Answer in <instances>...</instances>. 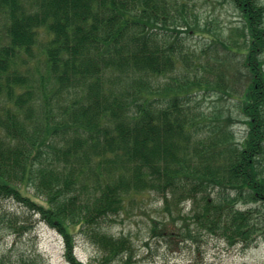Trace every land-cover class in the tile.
Returning a JSON list of instances; mask_svg holds the SVG:
<instances>
[{"label":"trees","instance_id":"obj_1","mask_svg":"<svg viewBox=\"0 0 264 264\" xmlns=\"http://www.w3.org/2000/svg\"><path fill=\"white\" fill-rule=\"evenodd\" d=\"M226 1L242 20L233 30L241 43L230 48L239 83L187 72L176 43L182 31L200 33L187 0H0V200L57 230L70 264H84L75 227L99 253L92 264H129L131 240L104 223L143 192L162 198L182 239H194L191 222L233 246L264 235L261 210L241 207H264V4ZM42 41L35 86L27 68ZM210 90L235 96L241 141L231 116L183 114L193 93ZM52 96L62 104L55 113Z\"/></svg>","mask_w":264,"mask_h":264},{"label":"rangeland","instance_id":"obj_2","mask_svg":"<svg viewBox=\"0 0 264 264\" xmlns=\"http://www.w3.org/2000/svg\"><path fill=\"white\" fill-rule=\"evenodd\" d=\"M187 1L190 7L194 5L190 19L193 17L199 19L200 32L188 34L182 31L180 34L182 44L176 43V49L188 62L185 64L187 72L192 73L195 69V72L204 79L213 80L221 76L234 83L237 80L235 76L241 78L243 73L241 59L231 53L236 49H230L241 43L237 32L233 31L242 25L238 11L226 0ZM261 1L264 4V0ZM43 32L44 30L40 31L41 36ZM217 32H222L215 37L219 44L211 41V36L217 35ZM167 36L170 42L176 41L175 34L169 32ZM42 46L43 41L39 43L27 68L28 79L35 86L39 84L44 73ZM163 83L161 79L158 90L163 87ZM54 96L51 105L55 113L62 104L56 101ZM158 97V101L162 102V93L158 94ZM237 104L235 96H223L210 90L193 93L187 100V107H182V111L188 118L193 120L205 118L212 123L218 114L231 116L234 121L236 119L231 129L239 142L244 136L245 125L237 110ZM28 194L35 197L34 191L30 188ZM191 207V201L185 202L182 205L183 214L188 213ZM241 207L243 209L257 207L264 214V207L260 205L249 204ZM163 208L162 198L154 194L143 192L129 195L125 198L123 211L111 218L110 222L104 223V230L108 234L115 237L124 235L131 240L133 257L129 264H264L263 234L258 235L256 240L245 248L240 244L233 246L225 240L207 235L191 222L189 228L194 239H182L176 235L179 230L184 232L181 222L172 221L171 216ZM23 224L29 229L23 230ZM72 234L76 259L85 264L94 263L99 253L87 241L85 233L75 227ZM122 262V259H118L111 264ZM0 264L70 263L65 257L63 236L57 230L43 223L39 215L13 201L0 200Z\"/></svg>","mask_w":264,"mask_h":264}]
</instances>
